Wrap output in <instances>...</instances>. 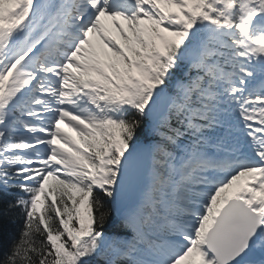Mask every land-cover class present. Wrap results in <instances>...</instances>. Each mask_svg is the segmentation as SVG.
Returning a JSON list of instances; mask_svg holds the SVG:
<instances>
[{
	"label": "snow or ice",
	"instance_id": "6c2138e0",
	"mask_svg": "<svg viewBox=\"0 0 264 264\" xmlns=\"http://www.w3.org/2000/svg\"><path fill=\"white\" fill-rule=\"evenodd\" d=\"M0 205V264H264V0H0Z\"/></svg>",
	"mask_w": 264,
	"mask_h": 264
},
{
	"label": "trees",
	"instance_id": "16d2710c",
	"mask_svg": "<svg viewBox=\"0 0 264 264\" xmlns=\"http://www.w3.org/2000/svg\"><path fill=\"white\" fill-rule=\"evenodd\" d=\"M105 203V207L110 212L109 222L106 225V230L111 232L112 229V219L115 216L112 206V203L108 200L107 197H102ZM10 199V198H6ZM2 206V205H0ZM22 226V219H17L16 223L13 224L9 217H0V240H2L4 250H7L11 240L15 237H18L20 228Z\"/></svg>",
	"mask_w": 264,
	"mask_h": 264
},
{
	"label": "rangeland",
	"instance_id": "374dc122",
	"mask_svg": "<svg viewBox=\"0 0 264 264\" xmlns=\"http://www.w3.org/2000/svg\"><path fill=\"white\" fill-rule=\"evenodd\" d=\"M62 127H63V125H62ZM73 135H74V133H73Z\"/></svg>",
	"mask_w": 264,
	"mask_h": 264
}]
</instances>
